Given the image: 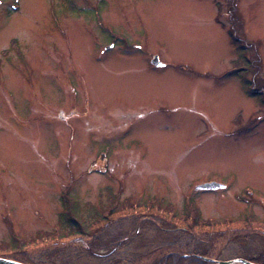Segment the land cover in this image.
Wrapping results in <instances>:
<instances>
[{"label":"rangeland","instance_id":"rangeland-1","mask_svg":"<svg viewBox=\"0 0 264 264\" xmlns=\"http://www.w3.org/2000/svg\"><path fill=\"white\" fill-rule=\"evenodd\" d=\"M173 252L264 264V0L3 2L0 257Z\"/></svg>","mask_w":264,"mask_h":264},{"label":"trees","instance_id":"trees-1","mask_svg":"<svg viewBox=\"0 0 264 264\" xmlns=\"http://www.w3.org/2000/svg\"><path fill=\"white\" fill-rule=\"evenodd\" d=\"M103 217V216H102ZM195 220L197 221H200L199 219V216L196 215L194 217ZM103 220V219H102ZM63 221V215H60V222ZM67 223L66 220L64 219L63 223ZM202 222V221H200ZM96 223V222H95ZM95 223H92L91 225H89V228L90 230L93 229V227L95 226ZM108 222H105V224H107ZM198 224L195 223V226H191V225H184L186 227H189L191 229H194L193 227H199L197 226ZM207 228H211V224L208 223L206 224ZM73 226L75 228H82V225H77V224H70L69 223V226ZM86 228H82V230H75L74 232H72L74 234V237L75 235L78 237V240L77 241H81V246L84 245L85 241L90 239L91 238V235H89L86 231ZM69 235V234H67ZM63 237H68V236H63ZM74 242L76 240H73ZM77 245L79 242H76ZM11 256V258H9ZM10 256H4L3 258H6V259H10V260H14V261H18V262H21V263H24V264H43V263H35L33 261H31L30 259L26 258L24 255L22 254H17V255H10ZM14 257V258H12ZM214 260L210 259L207 255H203V254H197V253H194V254H177L175 252L173 253H167V254H164L163 256L159 257L158 259L154 260L151 264H212ZM227 261V260H226ZM138 264H141V263H138Z\"/></svg>","mask_w":264,"mask_h":264},{"label":"water","instance_id":"water-1","mask_svg":"<svg viewBox=\"0 0 264 264\" xmlns=\"http://www.w3.org/2000/svg\"><path fill=\"white\" fill-rule=\"evenodd\" d=\"M151 63L155 66H161L162 63L159 62L157 56H154ZM223 188V185L218 184V183H207V184H202V185H198L196 186V190H216V189H220ZM236 264V263H240V264H257V263H252L250 261H246L243 259H234V260H227V261H213L212 264ZM0 264H24L18 261H14V260H10V259H6V258H2L0 257Z\"/></svg>","mask_w":264,"mask_h":264},{"label":"flooded vegetation","instance_id":"flooded-vegetation-1","mask_svg":"<svg viewBox=\"0 0 264 264\" xmlns=\"http://www.w3.org/2000/svg\"><path fill=\"white\" fill-rule=\"evenodd\" d=\"M5 1H11V0H0V6H1L2 3L5 2ZM12 1H14V2H19L20 0H12ZM12 8L15 10L16 6L12 5ZM112 46H113V45H112ZM109 48H110V46H109ZM111 48H112V47H111Z\"/></svg>","mask_w":264,"mask_h":264}]
</instances>
